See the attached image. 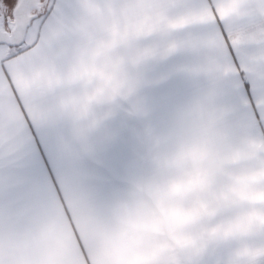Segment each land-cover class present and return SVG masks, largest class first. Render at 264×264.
Returning a JSON list of instances; mask_svg holds the SVG:
<instances>
[{"label": "crops", "instance_id": "obj_1", "mask_svg": "<svg viewBox=\"0 0 264 264\" xmlns=\"http://www.w3.org/2000/svg\"><path fill=\"white\" fill-rule=\"evenodd\" d=\"M61 2L70 11L44 29L34 24L29 31L28 43L39 30L46 46L15 68V85L0 72V264H264V128L250 115L209 9L212 3L222 15L242 14L247 0H182L187 15L176 21L200 19L208 29L195 49L205 65L189 73L194 91L185 101L207 121L215 160L206 215L199 202L183 198L177 183L176 197L169 199L163 178L153 198L149 182L138 193L128 182L106 189L87 166L98 136L118 116L121 88L128 110H135L131 53L136 47L121 44L119 26H137L143 40L138 51L146 56L153 37L162 35L155 25L171 19L169 5L161 0ZM257 6L264 7V0ZM233 20V43L251 49L249 77L264 80V20ZM67 26H95L94 41L82 43L78 30ZM8 54V48H0V59ZM104 63L111 64L107 93ZM257 95L264 98V92ZM259 111L264 114V105ZM34 132L53 146L54 164L65 165L57 168L59 184L46 173L32 174L38 155ZM212 142L218 144L216 156Z\"/></svg>", "mask_w": 264, "mask_h": 264}, {"label": "snow or ice", "instance_id": "obj_2", "mask_svg": "<svg viewBox=\"0 0 264 264\" xmlns=\"http://www.w3.org/2000/svg\"><path fill=\"white\" fill-rule=\"evenodd\" d=\"M161 2L169 5L168 15L171 19L155 25L162 35L158 38L154 54L162 56L163 59L150 67L153 85L147 90L144 98V104L151 111L150 121L135 119L130 112L121 113L110 121L105 131L98 136L95 155L87 160L89 170L102 179L106 189L115 188L120 184L124 166L135 155L146 125L156 122L161 115L193 93L194 85L189 79V73L205 65V62L195 55V49L199 47L201 38L208 31L205 21L193 19L191 23L179 25L176 21L187 15L188 11L182 0ZM40 3L43 11H38L36 5H32L30 10L36 12V15L30 17L27 25H22V0H0V37H5L0 39V48L9 49V54L0 59V72L11 80L13 85L15 68L24 65L43 51L46 45L39 30L37 39L31 43L25 39L13 43L7 37L14 35L17 29H22L27 34L34 24L39 25V29H44L56 16L70 11V7L61 0H51L50 4H43V0H40ZM257 5L258 0H247L246 11L242 14L228 11L222 15L221 9L212 3L209 4V9L213 13L210 24L218 37L224 41L227 48L226 59L236 68L235 75L241 86V95L247 98L250 115L264 128V114L259 111V107L264 105V98L257 95V90L264 92V80L250 78L246 70V65L251 59V49L241 48L233 43V17H258L264 20V7ZM15 90L17 93L20 91L18 87ZM236 100L238 102L239 97H236ZM35 128L33 123L30 130ZM33 138L38 155L32 174L39 176L46 173L49 179L59 184L57 168L65 165L63 162L54 164L51 143H45L35 132Z\"/></svg>", "mask_w": 264, "mask_h": 264}, {"label": "rangeland", "instance_id": "obj_3", "mask_svg": "<svg viewBox=\"0 0 264 264\" xmlns=\"http://www.w3.org/2000/svg\"><path fill=\"white\" fill-rule=\"evenodd\" d=\"M119 27L121 44L127 42L129 45L131 44V48L136 47V53L132 52L131 54L136 59L135 86L137 94L135 110H128V95L123 94L121 88L120 110L116 111V114L118 113L119 116L121 113L130 112L135 119L150 121L151 111L144 104V98L147 90L153 85L150 67L163 59L162 56L154 54L158 39L153 37L152 46L149 48L150 54H147L146 51L145 56L143 49L138 51L139 44H142L143 40L137 26ZM67 29H71L73 33L78 30L82 43L84 41L85 44H89V40L90 42L94 41L95 26H67ZM129 48L126 46L121 50L127 54ZM110 66L111 64H103L105 71L103 86L106 93L111 88L112 82ZM126 85L127 80L121 79V87ZM186 99L176 104L169 112L161 115L156 122H149L146 125L135 155L129 160V166H124L121 183H135L138 193V189L144 183L147 186L149 182L152 184L154 198V192L158 197V184L164 178V181L168 183L169 199L176 197L175 191L172 189H175L177 183L183 198L199 202L201 214L206 215L208 214L206 199L210 183L209 168L215 166V160L212 158L211 161L207 121L199 113L196 115L191 109H188L191 106L185 102ZM114 116H116L115 110ZM217 147L218 144L212 142L213 156H216ZM163 167L166 168L167 175H162ZM145 192L147 193V190Z\"/></svg>", "mask_w": 264, "mask_h": 264}, {"label": "water", "instance_id": "obj_4", "mask_svg": "<svg viewBox=\"0 0 264 264\" xmlns=\"http://www.w3.org/2000/svg\"><path fill=\"white\" fill-rule=\"evenodd\" d=\"M50 0H43V4H49ZM36 5L38 11H43V7L41 6L40 0H22V5L24 6L23 15L21 17V24L27 25L31 16L36 15V12L31 11L32 5ZM29 33V32H28ZM28 33L25 34L22 29H17L15 34L12 36H8L7 39L12 41L13 43H17L22 39L27 40ZM5 37H0L3 39Z\"/></svg>", "mask_w": 264, "mask_h": 264}, {"label": "flooded vegetation", "instance_id": "obj_5", "mask_svg": "<svg viewBox=\"0 0 264 264\" xmlns=\"http://www.w3.org/2000/svg\"><path fill=\"white\" fill-rule=\"evenodd\" d=\"M0 8H2V5H0Z\"/></svg>", "mask_w": 264, "mask_h": 264}]
</instances>
